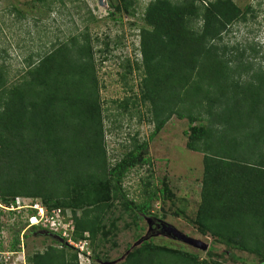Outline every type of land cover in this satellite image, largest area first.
<instances>
[{
    "label": "trees",
    "instance_id": "trees-1",
    "mask_svg": "<svg viewBox=\"0 0 264 264\" xmlns=\"http://www.w3.org/2000/svg\"><path fill=\"white\" fill-rule=\"evenodd\" d=\"M39 1L44 11L53 10L54 1L64 5V0ZM107 1L112 16L136 15V0ZM10 13L26 17L14 5ZM255 17L250 3L240 7L234 0L146 4L138 29L140 58L134 66L137 93L121 103L126 109L130 102L133 107L143 104L153 127L147 139L132 138L131 147L114 162L105 145L95 39L88 25L57 37L45 51L28 53L15 72L3 56L0 215L16 197L37 200L47 211L69 209L70 236L88 240L89 264H226L210 254L211 246L200 256L151 238L128 245L120 261L106 256L107 244L117 246L119 221L137 240L142 234L139 221L156 218L153 201L174 197L163 180L162 187L145 183L139 199L128 195L123 182L132 168L150 162L148 142L166 122L172 116L186 118L185 146L202 154L193 224L215 242L254 254L264 264V58H257L253 42H223L230 26ZM39 18L32 15L34 22ZM90 18L95 20L92 14ZM49 240L42 250L26 253L25 264H79L78 249ZM20 244L15 233L9 251H19Z\"/></svg>",
    "mask_w": 264,
    "mask_h": 264
},
{
    "label": "rangeland",
    "instance_id": "rangeland-1",
    "mask_svg": "<svg viewBox=\"0 0 264 264\" xmlns=\"http://www.w3.org/2000/svg\"><path fill=\"white\" fill-rule=\"evenodd\" d=\"M149 1L136 0L135 16H127L125 13L112 16L113 8L108 5L107 0H64V5L54 1L53 10L49 11H44L45 8L39 0H0V59L6 57L12 72L20 68L22 65L20 62L28 53L45 51L57 37L78 32L88 25L89 32L95 39L94 57L104 114L105 145L111 162L131 147L132 138L147 139L153 127L147 120L143 104L138 102L133 107L130 102L126 109L121 103L125 97H130L133 92L137 93L139 73L134 66L135 61L140 58L138 29L143 25L140 17ZM234 2L240 7L250 3L256 17L245 23L237 22L230 26L224 34L223 42L229 45L253 42L257 48L255 53L257 58H264V0H234ZM12 5L26 17L8 14V8ZM37 11H41V14H37ZM90 14L95 19L93 22L89 21L93 19L90 18ZM32 15L41 18L34 22ZM105 41L108 43L107 49ZM129 68L132 69L131 72ZM187 129L186 118L179 119L172 116L148 142L150 162L132 168L127 173L123 185L130 197L139 199V192L146 185L145 183L162 187V180L174 193V197L153 201L152 212L156 218L144 217L139 221L142 234L137 240L134 239L133 230L123 228V221H119L120 231L115 238L117 246L112 247L107 244L106 256L112 262L120 261L128 252V245L132 244L131 247L137 245L138 240L145 237L144 239L151 238L157 244L182 246L198 252L200 256H206L207 247L211 246L213 250L210 254L226 264H262L258 256L227 248L224 244L215 242L209 235L200 233L193 224L192 219L200 200L202 154L186 148ZM27 202L25 199L24 205ZM8 209L5 208L0 215V251L4 256L3 260L22 264L23 254L25 257L26 253L42 250L52 238L32 229L29 216L33 213H30L29 209L33 208L30 206ZM68 210L64 211L66 220L71 214ZM126 219L129 220L127 217ZM158 220L192 238L199 239L207 244V247L205 249L195 247L161 233ZM15 233H19L22 237V247L20 244L19 251L11 252L9 246ZM38 235L48 239L36 238ZM90 254L91 250L87 246L85 255L79 257V264H89Z\"/></svg>",
    "mask_w": 264,
    "mask_h": 264
},
{
    "label": "built area",
    "instance_id": "built-area-1",
    "mask_svg": "<svg viewBox=\"0 0 264 264\" xmlns=\"http://www.w3.org/2000/svg\"><path fill=\"white\" fill-rule=\"evenodd\" d=\"M25 199L27 198L16 197L14 203L11 204L9 207H5V208L6 209L9 208L8 210L10 209L14 210L15 208H21L23 206L24 207L30 206L31 208H33V210H35V212L29 216L31 225H39L40 228L38 229V231L47 230L60 235L65 243H68L73 247H75L76 249H78V258L81 257V255L83 256L85 255V251L88 246V240L84 238L79 241H74L71 238L70 233L73 230V223L71 220V214L68 215L69 219L66 220V217L64 215V211L66 209L63 210L61 208H55V209H51L50 211H47L45 207L37 200L29 201V199H27L28 202L26 203V205H24ZM68 211L70 212V210ZM20 239L22 240V237H20ZM2 255L3 254H1L0 251V261L2 262L4 261L7 264H13L10 261L7 262L5 259L3 260L4 256ZM22 264H25L24 254L22 256Z\"/></svg>",
    "mask_w": 264,
    "mask_h": 264
},
{
    "label": "water",
    "instance_id": "water-1",
    "mask_svg": "<svg viewBox=\"0 0 264 264\" xmlns=\"http://www.w3.org/2000/svg\"><path fill=\"white\" fill-rule=\"evenodd\" d=\"M159 221H161V220H158L157 224H159L161 233H165L173 239L180 240L184 243L190 244V245L195 246V247H200L203 249H205L207 247V244L200 241L199 239L192 238V237L182 233L181 231L177 230L175 227L168 225L167 223H164L162 221L161 222H159ZM38 233H45V235H48L49 237H51L52 239H55L59 243H65L63 241V238L56 233H53V232H50L47 230H41V231L39 230ZM144 238L145 237H142L140 240H138V243L141 242L142 240H144Z\"/></svg>",
    "mask_w": 264,
    "mask_h": 264
},
{
    "label": "crops",
    "instance_id": "crops-1",
    "mask_svg": "<svg viewBox=\"0 0 264 264\" xmlns=\"http://www.w3.org/2000/svg\"><path fill=\"white\" fill-rule=\"evenodd\" d=\"M200 189H201V187H200ZM199 202H200V200H199ZM199 202H198V205H199ZM198 207V206H197Z\"/></svg>",
    "mask_w": 264,
    "mask_h": 264
}]
</instances>
